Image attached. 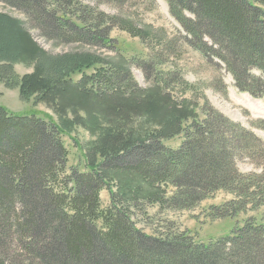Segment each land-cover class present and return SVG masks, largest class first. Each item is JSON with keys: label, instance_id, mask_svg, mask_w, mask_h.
<instances>
[{"label": "trees", "instance_id": "obj_1", "mask_svg": "<svg viewBox=\"0 0 264 264\" xmlns=\"http://www.w3.org/2000/svg\"><path fill=\"white\" fill-rule=\"evenodd\" d=\"M3 1L27 13L47 37L59 41H99L97 36L111 27L102 29L104 17L76 0ZM110 1L123 5L129 0ZM166 2L171 16L190 35L192 47L221 62L238 91L264 97V0ZM133 35L144 39L146 34ZM102 44L114 42L105 38ZM14 57L35 67L20 82L23 97L38 93L55 102L71 90L96 96L94 89L138 91L129 71L99 68L86 75L84 70L103 62L89 54L52 57L38 49L19 21L0 15V61L8 63L0 68L4 75L11 73ZM75 72L83 73L77 83L68 79ZM156 89L164 87L158 84ZM191 118L186 128L180 121L174 126L177 135L184 133L178 149L166 147L160 136H150L111 149L98 165L94 154L87 156V171L67 172L68 152L59 126L0 108V256L10 258L15 244L17 252L37 264H264V214L261 224L250 219L207 245L170 228L148 235L132 220L130 209L143 203L156 204L161 211L191 210L220 190L234 198L212 208L211 218L264 207V154L255 150L249 132L213 110L202 121ZM244 159L262 161L260 173L240 172L238 161ZM111 174L136 177L153 194L127 177L117 181L115 191L108 188L109 206L102 209L100 193ZM164 186L173 189L171 195Z\"/></svg>", "mask_w": 264, "mask_h": 264}, {"label": "rangeland", "instance_id": "obj_2", "mask_svg": "<svg viewBox=\"0 0 264 264\" xmlns=\"http://www.w3.org/2000/svg\"><path fill=\"white\" fill-rule=\"evenodd\" d=\"M76 2L104 17L102 29L111 26L106 35L97 36L99 41L92 42L90 38L82 41L49 38L27 13L0 0V15L19 21L33 43L44 53L52 57L93 55L103 63L84 70V74L93 75L99 68L105 71L122 68L130 72L132 85L138 89L125 92L94 89L98 96L71 90L73 93L69 92L63 99L58 97L55 102H48L38 93H28L26 97L20 94V82L34 72L33 63H24L21 58L14 57L17 61L12 63L8 76L0 69V108L18 116L33 115L59 126L68 152L67 172L73 168L87 171V156L94 154L93 162L98 165L111 149L117 150L150 136H160L166 147L178 149L184 140V133H175L176 122L180 121V125L186 128L192 122V116L202 121L209 110L247 130V137L257 144L255 150L257 148L264 154V125L260 124L264 121V97L253 98L238 91L221 62L204 57L192 47L190 35L171 16L166 0H129L123 5L110 0ZM125 24L129 26L124 28ZM131 29L146 34L144 39L135 37ZM67 34L72 38L71 33ZM103 38L112 40L114 44L103 46ZM17 45L19 43L12 50ZM20 47L25 50V45ZM4 65L8 63L1 60L0 68ZM83 73L75 72L68 79L77 83ZM2 77L6 80L3 81ZM158 84L164 89L158 91ZM104 139L106 142L100 146ZM262 163L244 159L238 161V169L242 173H260ZM127 177L125 174L108 177L106 184L109 185L103 187L100 193L102 209L109 206L108 188L115 191L117 181L125 182ZM131 178L143 188V192L153 194L146 183L136 177ZM162 188L166 189L168 196L173 192L170 187ZM233 198L231 193L220 190L195 208L183 211H161L156 204L149 206L143 203L136 209H130L134 212L131 218L148 235L161 234L170 228L188 233L194 241L207 245L230 235L250 219L255 224L262 223L264 207L248 209L231 218H211L212 208L223 207ZM27 258L17 252L15 244L11 245L10 258L0 256L5 264H37Z\"/></svg>", "mask_w": 264, "mask_h": 264}]
</instances>
